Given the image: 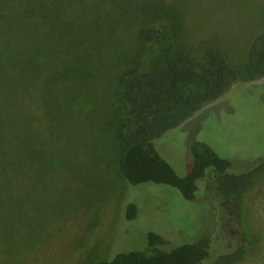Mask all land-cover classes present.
Listing matches in <instances>:
<instances>
[{"label":"rangeland","instance_id":"374dc122","mask_svg":"<svg viewBox=\"0 0 264 264\" xmlns=\"http://www.w3.org/2000/svg\"><path fill=\"white\" fill-rule=\"evenodd\" d=\"M164 1L181 9L172 17L181 24L180 53L218 51L241 68L264 33V0ZM105 11L109 25L119 26L111 43L86 66L88 72L67 74L66 85H61L65 71L54 67L55 77L47 76V83L31 91L41 116L49 119L44 126L36 124L40 132L31 139L36 164L43 168L36 170V179L3 190L4 208L6 197H14L0 219V264H100L119 253L147 249L151 232L166 241L163 251L209 237L212 259L207 264L221 254L234 256L230 264H264V79L239 81L156 141L181 177L193 165L195 141L206 142L231 161L228 174L220 177L208 169L197 182L194 201L167 185L131 186L121 170L122 147L116 137L126 115L119 76L130 58L139 59L135 31L142 16L135 9L123 15L121 24L119 14ZM131 14L136 16L132 21L127 18ZM166 20L172 22L168 16ZM148 57L146 52L141 60ZM69 86L77 96L73 102L71 92L58 94ZM131 203L139 215L128 222Z\"/></svg>","mask_w":264,"mask_h":264},{"label":"trees","instance_id":"16d2710c","mask_svg":"<svg viewBox=\"0 0 264 264\" xmlns=\"http://www.w3.org/2000/svg\"><path fill=\"white\" fill-rule=\"evenodd\" d=\"M176 6L164 0H0V219L12 207L14 197H6L8 207L4 208L3 190H13L22 180L36 179V170L41 165L43 168V164H36L31 139L40 132L36 124L44 126L48 118L41 116L31 91L47 83V76L55 77L54 67L65 71L61 85H66L67 74L88 72L86 66L111 43L119 26L109 25L102 14H108L105 10L119 14L121 24L126 20L123 15L135 9L142 16L135 31L140 60L130 58L119 76V99L126 115L116 137L121 142L120 166L128 184L167 185L185 200L194 201L197 182L206 177L208 169L220 177L228 174L231 161L220 157L206 142L195 141L191 145L193 165L188 175L181 177L159 153L156 141L239 81L264 79V33L251 45L241 68L232 66L218 51L207 50L197 56L180 53L176 49L181 24L172 18L181 10ZM167 16L172 20L168 24ZM127 18L132 21L136 16ZM146 52L149 57L142 61ZM71 88L61 87L58 94L71 92ZM54 93L52 84L51 98ZM71 94L73 102L77 96ZM54 101L51 104L55 106ZM138 215V207L129 204L126 220L134 221ZM2 226L0 220V231ZM148 241L145 250L119 253L100 264H207L212 259L207 236L171 251L160 248L166 241L159 234L149 233ZM221 255L214 264L233 261L234 256Z\"/></svg>","mask_w":264,"mask_h":264}]
</instances>
